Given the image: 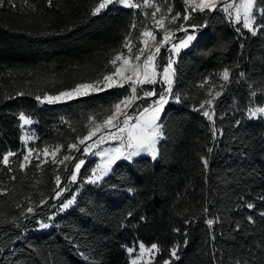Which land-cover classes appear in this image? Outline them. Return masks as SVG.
<instances>
[{
	"label": "trees",
	"instance_id": "16d2710c",
	"mask_svg": "<svg viewBox=\"0 0 264 264\" xmlns=\"http://www.w3.org/2000/svg\"><path fill=\"white\" fill-rule=\"evenodd\" d=\"M173 1L179 12V0ZM97 3L0 0V158L17 153L11 171L0 164V264H129L126 248L137 243L157 245L149 264H264V119L245 114L249 106H264V0H256V35L242 26L233 31L215 11L189 14L185 27H201L175 64L158 157L119 162L89 184L95 162L79 143L95 127L88 118L102 122L130 96L129 87L60 104L36 97L102 80L115 71L109 61L124 52L126 39L138 46V11L111 5L93 16ZM226 68L225 85L219 74ZM143 89L157 95L136 100L132 112L162 92L160 85ZM21 112L34 121L28 127L34 157L23 171ZM73 143L78 150L67 147ZM57 145V159H71L42 163V150ZM79 160L85 163L73 182ZM57 192L74 203L62 210ZM41 223L46 230H39ZM173 247L178 259L171 257Z\"/></svg>",
	"mask_w": 264,
	"mask_h": 264
},
{
	"label": "snow or ice",
	"instance_id": "6c2138e0",
	"mask_svg": "<svg viewBox=\"0 0 264 264\" xmlns=\"http://www.w3.org/2000/svg\"><path fill=\"white\" fill-rule=\"evenodd\" d=\"M25 2H27V0H25ZM184 2L192 12L199 11L203 13L206 9L208 12L222 10L228 15L229 19L233 20L236 24L242 23V29H247L252 33V35L257 34V30L254 27L256 0H228V2H224L222 4L219 3L218 0H184ZM49 3H51V0H49ZM110 5H119L123 8L132 9H153L149 15L153 19L156 27L165 29L163 39L157 42L155 31L145 28L140 32V37L142 38L140 39V43H142L144 47L138 48L137 53L134 56L125 55L124 53L115 55L114 58L109 61V63L114 66L115 71L104 75L102 80L78 84L74 89L67 92H61L57 96L44 95L43 97H36L40 104H53L59 103L62 99L71 100L76 96H87L90 92L103 91L106 88L114 86L123 87L124 84L120 80H114V76L120 77L124 82H130L129 87L131 95L126 96L123 100L114 104L112 108L108 110L109 114L102 122H97L90 116L88 118L89 123L95 124V127H90L88 134L79 140L80 144L85 145L83 149L85 154H89L93 148L92 144H86L85 142L97 136L98 133H102L105 129L108 130V136L106 137L104 135H100L94 141L96 148H100V145L109 138L112 140H119L121 142L119 147L105 149L99 153L92 152L93 155H99L104 160V163L102 165H97V169L93 170L92 178L88 180L89 183H97L101 180L103 176L108 174L111 165L115 164L116 161L120 159L131 161L133 157L138 156L141 153L151 155L153 160L157 158V143L159 140L164 138L163 127L160 123H158V121L160 120V113L163 111L164 106L169 102L168 97L172 95V84L174 82L173 78L175 70L173 65L176 61L172 58V55H179L181 48H188L191 43L197 39V31L201 27L200 25L193 24L190 25L191 31H189L185 25H180L179 30L185 32V36L178 44H173L169 49L170 57L168 64L163 68V71L160 74L162 81L167 84V88L159 94L158 99L153 100L149 106L144 107L142 110L137 112L135 116H133L129 111H127V109H129L136 100L157 95L155 89L144 90L142 87L138 89L137 86L155 84L158 82L156 79V55L160 52V47L167 44L170 40V33L165 28V20L167 19L169 23H173L180 17V14L177 13L169 19L168 16L163 14L161 7L155 3V0H98V3L93 8L91 14L93 16L98 15L102 10L109 8ZM167 12L171 13L172 9L168 8ZM158 13L161 14L159 18H157ZM183 19L188 21L190 19V15H184ZM132 27H136L135 23ZM150 41L154 43L155 52L150 50ZM124 46L128 48V52L131 53L134 45L131 44L129 39H126ZM146 49L149 50L147 56L143 59L142 64L138 63L141 61V57L144 56ZM117 62L121 63L118 65ZM127 73H131V75H128ZM219 75L221 79L225 81L226 85L230 80V70L226 68ZM243 75L244 74L241 73V76ZM205 83H207V80H205ZM101 85H103V87H101ZM203 86L204 85L202 84L201 87ZM141 91L143 92V96L138 94ZM18 95H23V93H19ZM219 95V91H217L215 95L209 92L211 99L205 100L204 103L200 105V108H204L205 104L211 106L215 97ZM251 95L255 97L257 93L253 91ZM177 102H179L178 98ZM245 114L249 120L262 118L264 117V106H249ZM203 115L209 120L212 119V115H210L208 111H204ZM18 119L21 121V129L34 122L32 118L24 112L19 113ZM113 128L116 129V132L111 131ZM31 139V136L21 137V140L24 143ZM67 147L69 149H77V145L75 143L70 144ZM209 151H211V149H209ZM42 152L45 157L51 155L52 163L54 164H63L65 161L71 159L68 155H64L62 159H56L57 153L60 152L59 145L55 146L51 151L48 148H45ZM16 155L17 153L11 151L5 153L2 158H0V164L9 168V171H11L10 158ZM32 155L33 150L31 149L27 155H23V160L18 165L21 171L25 170L29 163H31L30 157ZM37 158H39V153H37ZM42 163H47V160ZM84 163V160H79V162L75 164V172H73L71 176V180L73 182L76 181V173L79 172ZM205 166H207L206 162ZM36 167H40V164H37ZM97 172H99V175ZM13 179H15V177H13ZM56 181L59 186V176L56 177ZM60 195V192L56 193L57 197ZM73 203L74 198L67 200L66 203H63L62 210L68 209ZM247 208L252 209L253 205L247 204ZM28 212H33V209L29 207ZM261 215H264V213H261ZM249 220L251 222V217H249ZM207 223L211 226L213 222L209 220ZM48 226V224H40L41 228H47ZM139 249L140 255L133 259L131 264H138V260L145 252L153 253L154 250H158L156 244H152L150 248H146L142 243L139 245ZM128 251L130 254L133 253V249H128ZM171 257L173 259H178L176 247L171 249ZM164 264H170V261H165Z\"/></svg>",
	"mask_w": 264,
	"mask_h": 264
},
{
	"label": "rangeland",
	"instance_id": "374dc122",
	"mask_svg": "<svg viewBox=\"0 0 264 264\" xmlns=\"http://www.w3.org/2000/svg\"><path fill=\"white\" fill-rule=\"evenodd\" d=\"M223 1H224V0H218L219 3H222ZM155 3H156L159 7H161L163 14L166 15V16H168L169 19L171 18V16H173V15H175V14H177V13L180 14V17H179L178 19H176L175 22H173V23H169L167 19L165 20V28H166V30L170 33V40H169V42H168L167 44H164L163 46L160 47V52L156 55V64H157V69H156V71H157V75H156V79L158 80V82L155 83V84H145V85H143V86H137V87H138V89H139L140 87L143 88L144 86H147V85H150V86H151V85H153V86H154V85H160V86H161V90H162V92H163L164 89L167 88V84H165V83L162 81L160 74L162 73L163 68H164L165 66H167V64H168L169 57H170L169 49L171 48V46H172L173 44H178V43L180 42V40H181L182 38H184V36H185V32L179 30L180 25H184V22H185V20L183 19V16L186 15V14H187V15L191 14L192 11H191V10L188 8V6L185 4L184 0H179V1H178L179 5H180V8L178 9L179 12H175L176 4L174 3L173 0H162V3H161V4L158 3V0H155ZM165 5H166V7H167L166 9H165ZM110 6H111V5H110ZM117 6H119V5H117ZM163 6H164V7H163ZM119 7H122V6H119ZM168 8H171V9H172V12H171V13H168V12H167V9H168ZM136 10L138 11V16L140 17V22L143 23V26L141 27L140 32H141L143 29H145V28H147V29H149V30H154L155 33H156V36H157V42L160 41V40H162L163 37H164V35H165V29H160V28H158V27H156V26L154 25L153 19H152L151 16L149 15V13H151V12L153 11V9H147V8H146V9H136ZM206 10H207V9H206ZM195 12H196V11H195ZM160 15H161V14L158 13V14H157V18H159ZM245 30H246L247 32H249L247 29H245ZM180 33H182V35H183L182 37L179 36ZM249 33L252 34L251 32H249ZM140 39H142V38L140 37L139 39L136 40V41H137L136 43H138V46L135 44V42L130 41L131 44L134 45V46L132 47V52H131V53L128 52V48H125V50H124L123 53H124L125 55L134 56V55L137 53L138 48H143V47H144V45H143L142 43H140ZM193 42H194V41H193ZM193 42H192V43H193ZM192 43H191V44H192ZM190 46H191V45H190ZM190 46H189L188 48H181L179 55H175V54L172 55V58L175 59L176 63H177V60H178L179 56H180L183 52H185L187 49H189ZM149 47H150V50H151L152 52H155V46H154V43H153V42L150 41ZM148 51H149L148 49L145 50V54H144V56L141 57V61L138 62V63H141V64H142L143 59H144V58L147 56V54H148ZM120 63H121V62H117L118 65H119ZM176 63H175V64H176ZM175 64L173 65L174 70H175ZM127 74H128V75H131V73H127ZM113 79H114V80H120V81L124 84V86H128V87H129L130 82H124L120 77H115V76L113 77ZM173 80H174V78H173ZM105 83H106V82H105ZM101 87H103V85H101ZM115 88H121V87H119V86H114V87H111V88H106V89L103 90V91L90 92L89 95L96 94V93H99V92L110 91V90L115 89ZM129 89H130V87H129ZM69 91H70V90H69ZM65 92H67V91H65ZM130 92H131V91H130ZM58 95H59V94H58ZM89 95H87V96H89ZM130 95H131V94H130ZM55 96H57V95H55ZM87 96H76L75 98H73V99H71V100H68V99H62L59 103H53V104L66 103V102H70V101H72V100H77V99L85 98V97H87ZM153 97H154V96H153ZM153 97H149V98H153ZM158 97H159V96H158ZM158 97H156L155 99H158ZM168 98H169V97H168ZM155 99H154V100H155ZM44 104H49V103H44ZM150 104H151V103H150ZM167 104H168V103H167ZM167 104L164 106L163 111L160 113V120L158 121V123H160V124H161V119H162V117H163L164 111H165V109H166V107H167ZM132 106H133V105H132ZM132 106H131L129 109H127V111L130 112ZM130 113H131L133 116H135V115L137 114V112H132V111H131ZM259 119H260V118H259ZM261 119H264V117H262ZM254 120H257V119H254ZM29 126H30V125H26V126H24V129H23V136H22V137H27V136H31V137H32V139H31V140H28L26 143L23 142V143H24V146H25V149H24V155H27V154H28V152H29V150H30V149H29V145L33 142V136H32L31 132H30L29 129H28ZM163 140H164V138L161 139V140H159V142L157 143V157H158V145H159V143L162 142ZM115 147H118V146H111V147L103 148V149H101V150H99V151H97V152H95V153H99V152L102 151V150H105V149H111V148H115ZM50 151H51V150H50ZM58 156H59V154L57 153V157H56V159L58 158ZM144 156H145V157H149L150 159H152V158H151V155H149V154H147V153H141L140 155L133 157L131 161L124 160V159H120V160L116 161L115 164H117V163H119V162H127V163H131V162H133L134 160H136V159H138V158H141V157H144ZM33 157H34V155H32V156L30 157V160H31ZM40 158H41L42 160H52L51 155H49L48 157H45V156L43 155V153L40 155ZM89 160L95 162V168H94V169H97V165H102V164L104 163V160H103L99 155H93V154H92V155L89 157ZM152 160H153V159H152ZM115 164L111 165V167H110V169H109V171H108V174L105 175V176H103V178H102L101 180H99L97 183L101 182L103 179H105L106 177H108V176L111 174L112 168H113V166H114ZM83 165H84V164H83ZM83 165L81 166V168L83 167ZM81 168H80V170H81ZM80 170H79V172H80ZM79 172H78V173H79ZM78 173H76V175H78ZM97 174L99 175V172H97ZM90 178H92V176H91ZM88 183H89V182H88ZM89 184H96V183H89ZM58 199H60V201H61V204L59 205V208H60V207H62L63 203H66V199H67L66 193L61 192V195L58 197ZM64 210H66V209H64ZM46 229H47V228H41V227H39V230H46ZM140 244H141V243H137L135 246H133V247H131V248H126V253H127V256H128L129 264H131V262H132L133 259L137 258V257L140 255V249H139V245H140ZM150 247H151V246H150ZM150 247H146V248H150ZM128 249H133V253L130 254L129 251H128ZM157 252H158L157 250H154L153 253L145 252L144 255L138 260V264H149V263L153 262V261L155 260V258H156Z\"/></svg>",
	"mask_w": 264,
	"mask_h": 264
},
{
	"label": "built area",
	"instance_id": "2783aa9c",
	"mask_svg": "<svg viewBox=\"0 0 264 264\" xmlns=\"http://www.w3.org/2000/svg\"><path fill=\"white\" fill-rule=\"evenodd\" d=\"M224 2H228V0H224L222 3ZM221 3V4H222ZM217 16L220 17L223 22L230 28L232 29L233 31H238L241 26H242V23L241 24H236L233 20H230L228 15L226 13H224L222 10H218V11H215ZM234 15V14H233ZM112 132H116V129L113 128L111 129ZM100 135H104V136H108V130L105 129L102 133H98L97 136L93 137L91 140L87 141L86 144H92L93 145V148L91 150V152L89 154H85L84 151H83V155L87 158H89L91 155H92V152H97L103 148H107V147H111V146H120V141L119 140H112V139H106L101 145H100V148H96L95 145H94V141L100 136ZM85 145L83 146V149H84Z\"/></svg>",
	"mask_w": 264,
	"mask_h": 264
},
{
	"label": "crops",
	"instance_id": "0c3cea01",
	"mask_svg": "<svg viewBox=\"0 0 264 264\" xmlns=\"http://www.w3.org/2000/svg\"><path fill=\"white\" fill-rule=\"evenodd\" d=\"M99 93H101V92H99ZM96 94H98V93H96Z\"/></svg>",
	"mask_w": 264,
	"mask_h": 264
},
{
	"label": "bare ground",
	"instance_id": "6f19581e",
	"mask_svg": "<svg viewBox=\"0 0 264 264\" xmlns=\"http://www.w3.org/2000/svg\"><path fill=\"white\" fill-rule=\"evenodd\" d=\"M83 146V145H82ZM82 149V148H81ZM85 158V157H84Z\"/></svg>",
	"mask_w": 264,
	"mask_h": 264
}]
</instances>
